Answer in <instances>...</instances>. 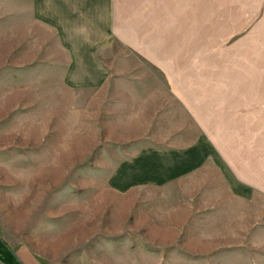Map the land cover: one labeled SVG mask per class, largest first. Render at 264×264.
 <instances>
[{
	"label": "rangeland",
	"instance_id": "1",
	"mask_svg": "<svg viewBox=\"0 0 264 264\" xmlns=\"http://www.w3.org/2000/svg\"><path fill=\"white\" fill-rule=\"evenodd\" d=\"M223 3L209 0L208 33L177 34L176 60H209L210 78L243 60L239 42L247 37L220 31L227 28L218 26ZM15 4L0 0V236L27 245L46 264H190V255L202 264V245L215 244L223 226L215 210L185 208L183 181L127 193L108 187L121 157L145 143L183 141L184 130L166 129L168 121L165 129H144L142 117L151 113L137 109L152 107V98L64 86L65 55L55 36ZM178 106L172 126L183 124Z\"/></svg>",
	"mask_w": 264,
	"mask_h": 264
},
{
	"label": "crops",
	"instance_id": "2",
	"mask_svg": "<svg viewBox=\"0 0 264 264\" xmlns=\"http://www.w3.org/2000/svg\"><path fill=\"white\" fill-rule=\"evenodd\" d=\"M15 1L35 28L55 36L65 55L64 86L152 98V107L137 109L151 113L142 117L144 129H165L168 121L166 129L184 130L183 141L145 143L121 157L107 174L108 187L127 193L183 181L185 208L215 210V224L223 226L215 244L202 245V264H264V0H217L224 2L218 26H227L220 31L247 37L239 42L243 60H232V71L216 78L209 60H176L178 33L209 32V0ZM213 81L223 83L210 88ZM178 104L183 124L172 126ZM0 264L46 263L0 236Z\"/></svg>",
	"mask_w": 264,
	"mask_h": 264
}]
</instances>
